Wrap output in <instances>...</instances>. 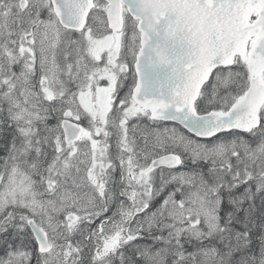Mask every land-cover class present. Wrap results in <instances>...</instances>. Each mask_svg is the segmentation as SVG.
Segmentation results:
<instances>
[{
	"label": "snow or ice",
	"instance_id": "snow-or-ice-1",
	"mask_svg": "<svg viewBox=\"0 0 264 264\" xmlns=\"http://www.w3.org/2000/svg\"><path fill=\"white\" fill-rule=\"evenodd\" d=\"M0 264H264V0H0Z\"/></svg>",
	"mask_w": 264,
	"mask_h": 264
}]
</instances>
